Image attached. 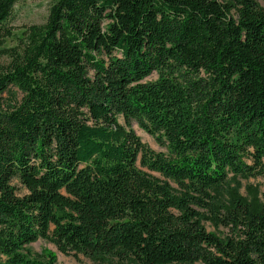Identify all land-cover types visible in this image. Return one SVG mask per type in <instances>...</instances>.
<instances>
[{
	"label": "trees",
	"instance_id": "1",
	"mask_svg": "<svg viewBox=\"0 0 264 264\" xmlns=\"http://www.w3.org/2000/svg\"><path fill=\"white\" fill-rule=\"evenodd\" d=\"M18 1L0 0V264H55L32 257L39 239L135 264H264V199L219 217L211 195L264 180V8L54 0L5 47Z\"/></svg>",
	"mask_w": 264,
	"mask_h": 264
},
{
	"label": "rangeland",
	"instance_id": "2",
	"mask_svg": "<svg viewBox=\"0 0 264 264\" xmlns=\"http://www.w3.org/2000/svg\"><path fill=\"white\" fill-rule=\"evenodd\" d=\"M54 0H19L14 6L13 12L8 20V24L12 29L10 37L5 39V47H15L24 40L29 27L32 25H42L46 22L49 8ZM260 6L264 8V0H256ZM156 74L151 75L146 80H155ZM17 92V91H14ZM8 97V95H6ZM19 96V94H18ZM121 123L125 125V121L121 118ZM130 128L139 136L143 144L153 151H165L156 140L143 131L139 125L132 121ZM140 166V160L138 161ZM148 172L147 169L142 168ZM19 190L24 191L21 184L16 181L14 183ZM174 193L179 194L178 186L170 182ZM214 198L215 209L221 217L227 212L237 197L247 201L253 207H257L264 199V180L261 178L251 177H235L230 176L228 184L222 189L211 191ZM202 214V223L205 228L220 238L225 239L229 234V229L221 224L217 217L208 211L200 210ZM28 249L35 259L46 261L45 257H54L55 264H135L133 262H121L113 258L93 259L85 255L64 254L48 240L39 239L30 244Z\"/></svg>",
	"mask_w": 264,
	"mask_h": 264
}]
</instances>
